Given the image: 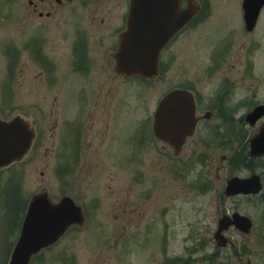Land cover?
Here are the masks:
<instances>
[{
    "label": "flooded vegetation",
    "instance_id": "obj_1",
    "mask_svg": "<svg viewBox=\"0 0 264 264\" xmlns=\"http://www.w3.org/2000/svg\"><path fill=\"white\" fill-rule=\"evenodd\" d=\"M17 1L21 2L18 30L24 35L16 46L19 62L23 65L22 52L29 48L30 60L39 69L35 77L42 78L48 88L59 83L62 85L61 95L54 90L53 95H49L51 107L47 113L29 114L36 135L28 156L37 155L43 144V159L47 165L57 155L59 158L62 156V163L69 174L77 164L84 171L79 202L73 194H68L80 205L83 223L69 226L56 241L32 254L28 264H77L78 255L71 249L68 239L72 231L88 228L91 231L116 232L119 239L125 235L134 236L132 232L140 226L145 211L140 209L133 196V183L141 179L143 173L137 172L138 176L131 174L126 192L120 195L117 183L112 184L115 179L113 172L110 171L103 183L100 176L106 177V174L97 170L98 166L104 169L118 166V159L129 165L140 163L144 169L158 164L162 173L168 168L178 181L185 182L189 177L194 195L207 200L203 203L204 217L199 221H189V225L203 226L205 231L213 232L211 237H204L192 248L187 247L183 257L175 260L164 258L162 264H264V163H261L264 153L250 152L251 139L260 129L264 117L255 121L247 119L254 106L264 101L255 100L259 93L255 95L254 90L250 95L246 93L247 59L245 51H242L244 47L247 51L248 46L251 50L256 46V38L249 37V44L246 39L259 23L252 30L246 28L243 0L237 2V6L227 1L223 6L227 13L215 1L180 0V10H192L193 15L162 48L159 79L164 78L165 70L168 71L175 63L170 49L184 46L188 40L183 43V39L192 33L196 36V44L188 49L192 51L190 54L199 51L208 57L205 75L199 82L187 80L165 88L153 104L147 96L137 97L136 102L133 99L126 103L119 101L120 93L124 92L123 85L135 78L134 75L125 77L118 73L116 63L119 37L125 29L130 0ZM233 10V22H224ZM202 27L206 29L199 37ZM52 32L57 34L55 40ZM194 36L190 35V40ZM221 57L226 58L227 63L222 62ZM223 71L226 74L221 73ZM137 80L144 84L155 79ZM196 82L206 86H199ZM69 83L76 85L73 88L75 106L67 115L63 98L70 93L67 89ZM119 86L122 87L120 91ZM172 89L192 94L188 112L190 120L184 123L183 128L187 134L181 137L182 131L178 130L180 133L175 145L157 137L153 131L158 104ZM31 107L37 110L36 106ZM124 107H127V114L119 121V110ZM176 108L181 115L183 105ZM43 118H46V123ZM124 129L127 133L121 135ZM119 142L125 146L122 152L117 150ZM221 173H224L223 177ZM253 175L258 178L255 184L258 190L253 191L249 186L248 192H226L230 179H248ZM215 183H222L224 203L227 201L229 204L216 214L210 212ZM97 189L102 192L88 196L89 191ZM12 195L4 189L0 191V200L4 199L6 203V207L0 209V264H8L11 259L33 194L29 197L23 192ZM252 199L255 200L256 217L244 210L245 202ZM219 202L223 204L222 200ZM165 217V206H162L159 215L153 219L161 221ZM222 218L224 239L222 244H218L214 235ZM142 226L143 230H149L152 227L150 218ZM163 227L166 231L164 224ZM80 243L82 254L87 257V242L81 240ZM100 247L103 249L105 246ZM198 247L200 250L211 247L212 251L208 249L195 260L194 253ZM102 249L97 258L102 257ZM87 259L90 260L87 264H101L97 259Z\"/></svg>",
    "mask_w": 264,
    "mask_h": 264
},
{
    "label": "rangeland",
    "instance_id": "obj_2",
    "mask_svg": "<svg viewBox=\"0 0 264 264\" xmlns=\"http://www.w3.org/2000/svg\"><path fill=\"white\" fill-rule=\"evenodd\" d=\"M210 1L218 2L219 4H216L221 6L226 12L223 6L227 1L237 6V2L241 0ZM20 6L21 2L17 0H0V109H3V117L14 114H21L23 116L32 114L33 116H37L40 113H47V110L51 107L49 95H53V90L58 95L62 93V85L60 83L48 88L42 78L39 76L35 77V74L39 73V69L36 67L35 62L32 63L30 60L31 51L27 50L29 48L24 49L22 52L23 65L19 62V58L16 60L13 44L24 36L23 33H19L17 24L18 17L21 16ZM21 10L23 12L22 7ZM234 15L235 10L226 16L228 19H225L224 22H233ZM205 29L206 27H202L199 30V37ZM44 32L46 33L47 31L45 30ZM190 35L194 36L195 34L192 33ZM190 35L183 39V43L188 40V42L186 41L187 43H184V46L180 45L177 49L175 47L170 49L175 56V63L169 67L168 71L165 70L164 78H156L150 83L144 84L138 83L137 79L125 83L123 85L124 92L120 93L119 101L126 103L128 100L132 101L133 99L136 102L137 97L147 96L153 104L154 100L159 97L165 88H171L182 81L194 80L199 82L202 80L205 75L204 68L205 64L208 63V57L199 51L196 54H190L192 51L188 48L196 44V36H194L193 40H190ZM51 36L55 40L57 34L52 32ZM249 37L256 38L257 44L252 50L249 46L247 47V51L246 47L242 49V51H245L247 59L246 93L250 95L254 90L255 95L259 93L255 100L264 101V11L262 12L257 29L252 35L247 36V44H249ZM221 59L222 62L227 63L226 58L221 57ZM14 61H18L17 65H15ZM178 62H181V64H178ZM221 73L226 74V71ZM20 82H22L21 86ZM198 82L196 83L199 86H206V84L202 85V83ZM74 86L76 85H72L71 83L67 85L70 93L67 94L66 98H63L65 101L64 109L67 115L71 113L72 108L75 106ZM121 89L122 87L119 86V91ZM46 100L47 102L44 103L43 101ZM255 100L254 102H256ZM32 105L36 106L37 110L36 108L33 109ZM127 111V107L119 110V121L121 116L127 114ZM41 116L43 117V115ZM42 121L46 123V118H43ZM121 133V135L126 134L127 129H124ZM42 146L37 155L35 153H33L34 156L27 155L22 164L2 169L0 172V191L8 179L7 187L4 188L8 193L24 192L27 197L29 194L39 191L45 186L53 198H58L61 194L67 193L73 194L76 201L79 202V194L84 183V171L79 167L80 164L74 165L72 172L69 174L64 167V163H62V156L59 158L56 155L49 162L50 165H47L43 159ZM124 148L125 146L119 142L118 152H122ZM118 162V166L112 167V169H104L98 166L97 170L104 171L106 174V177L100 176L102 177L100 180L103 183L107 181L106 178L110 175V171H112L115 177L112 184L117 183L121 195L126 192L125 187L127 186L129 176L131 174L138 176L137 172L141 171L143 173L142 178L136 179L135 183H133V196L140 209H144L145 216L141 219L140 226L133 230V237L125 235L123 239H119L116 232L91 231L88 228L81 231H72L68 235V239L71 249L78 255L77 264H87L90 261L87 257L92 260L97 259L101 264H162L164 258L171 257L175 260L183 257L187 247L192 248L204 237H211L210 234L213 232L205 231L203 226L189 225V221H199V219L204 217L202 213V210L205 209L203 203L207 201L205 198L194 195V190L190 189L189 177L185 179V182L178 181L170 169L167 168L162 173L158 164L153 165V167L151 165L150 168L145 167L144 169V166L140 163H131L129 165L121 163L120 159H118ZM261 163H264V159ZM41 172L44 173L41 174ZM221 176L223 177L224 173H221ZM68 182L71 184L69 185ZM221 182H223V178H221ZM97 192L102 191L100 189L89 191L88 196L97 194ZM146 192H148V195ZM220 200L223 201V204L219 202ZM254 202V199L246 201L244 210L246 213L256 217ZM224 205L229 206L227 201L224 203L222 183H215L213 208H211L210 212L216 214L217 211H223ZM162 206H165V219L161 221L159 218L153 219V217L159 215ZM4 207H6V203L4 199H1L0 209ZM148 218L151 220L152 227L149 230H143L142 225ZM163 224L166 231L163 230ZM163 233H166V236H162ZM127 234H131V232ZM124 239H127V241ZM81 240L87 242V257L82 254ZM100 246L105 247L102 249ZM101 249L102 257L97 258ZM208 249L210 250L211 247ZM208 249L204 248L200 250L199 247L195 249L197 250L194 253L195 260L200 259L202 254ZM210 251L209 253H211ZM105 256L106 259H104ZM220 263H223L222 260H220Z\"/></svg>",
    "mask_w": 264,
    "mask_h": 264
},
{
    "label": "water",
    "instance_id": "obj_3",
    "mask_svg": "<svg viewBox=\"0 0 264 264\" xmlns=\"http://www.w3.org/2000/svg\"><path fill=\"white\" fill-rule=\"evenodd\" d=\"M264 0H243L244 18L248 29H252ZM191 11L180 13L179 0H130L127 29L121 36V44L116 56L117 66L124 75L138 74L152 78L157 75L160 50L191 16ZM191 94L184 90L167 93L155 113L154 133L175 145L178 130L181 137L186 134L184 123L190 119ZM182 114L176 106H182ZM188 105V106H187ZM264 113V105L254 108L248 119L255 120ZM184 128V129H183ZM33 130L21 116L15 115L5 121L0 119V168L20 160L28 151ZM251 154L264 153V124L260 132L251 140ZM256 175L248 179L233 178L228 181V194L238 191L258 190ZM80 208L71 198L63 196L59 202L50 203L46 192L35 194L29 204L23 231L9 264H27L32 253L52 242L72 222L79 221ZM224 219L215 232L214 238L222 244Z\"/></svg>",
    "mask_w": 264,
    "mask_h": 264
}]
</instances>
